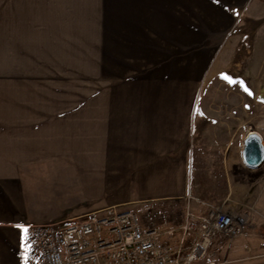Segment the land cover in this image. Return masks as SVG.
Returning a JSON list of instances; mask_svg holds the SVG:
<instances>
[{"label":"crops","instance_id":"crops-1","mask_svg":"<svg viewBox=\"0 0 264 264\" xmlns=\"http://www.w3.org/2000/svg\"><path fill=\"white\" fill-rule=\"evenodd\" d=\"M74 1L0 0V264H20L25 225L172 201L193 219L204 204L232 214L248 206L235 193L257 170L242 162L245 137L254 132L264 145V118L254 121L264 112V0L227 8L253 25L249 66L233 73L219 104L197 108L172 103V90L117 80L116 41L107 27L79 24ZM241 30L221 29L227 68ZM217 176L225 194L215 200Z\"/></svg>","mask_w":264,"mask_h":264},{"label":"rangeland","instance_id":"rangeland-1","mask_svg":"<svg viewBox=\"0 0 264 264\" xmlns=\"http://www.w3.org/2000/svg\"><path fill=\"white\" fill-rule=\"evenodd\" d=\"M235 1L78 0L70 6L78 7L79 15L73 18L83 27H107L110 31L111 39L116 41L114 51L117 60L110 65L116 72L117 80L123 76L125 82L130 83L131 80V86L172 90V103L197 108L203 103L219 104L228 83L236 82L233 73L249 66L243 53L251 46L250 29L253 25L228 13L227 8ZM250 3L245 0L243 9H247ZM70 6L68 14L73 15ZM229 27L240 31L244 27L247 30L237 45L239 54L227 68L219 54L229 42L228 37L222 36L221 29ZM82 68L86 72V64ZM263 115L264 112L259 113L254 121H262ZM221 180L217 176L211 190L214 193L208 192L215 196V200L225 194V185ZM188 181V188L191 185L194 188L195 177L190 175ZM244 182L245 191L235 193L241 199L244 197L248 204L247 208L236 213L244 221L243 234L234 239L221 237L213 241L206 262L214 259L229 264H264V239L261 238L264 231V163L259 169L248 172ZM175 202L160 207L128 205L103 212L130 209L140 223L162 229L177 226L184 220L185 206ZM252 215H256V222L248 219ZM239 248L247 252L238 255L236 251Z\"/></svg>","mask_w":264,"mask_h":264},{"label":"built area","instance_id":"built-area-1","mask_svg":"<svg viewBox=\"0 0 264 264\" xmlns=\"http://www.w3.org/2000/svg\"><path fill=\"white\" fill-rule=\"evenodd\" d=\"M204 206L195 219L187 214L165 231L140 223L130 209L94 212L67 223L25 225L20 264H229L206 262L210 245L221 237L242 235L244 221L222 206Z\"/></svg>","mask_w":264,"mask_h":264},{"label":"water","instance_id":"water-1","mask_svg":"<svg viewBox=\"0 0 264 264\" xmlns=\"http://www.w3.org/2000/svg\"><path fill=\"white\" fill-rule=\"evenodd\" d=\"M241 159L249 169H258L262 166L264 163V145L258 134L251 132L245 137Z\"/></svg>","mask_w":264,"mask_h":264},{"label":"snow or ice","instance_id":"snow-or-ice-1","mask_svg":"<svg viewBox=\"0 0 264 264\" xmlns=\"http://www.w3.org/2000/svg\"><path fill=\"white\" fill-rule=\"evenodd\" d=\"M24 231L26 232L27 230L25 229Z\"/></svg>","mask_w":264,"mask_h":264}]
</instances>
